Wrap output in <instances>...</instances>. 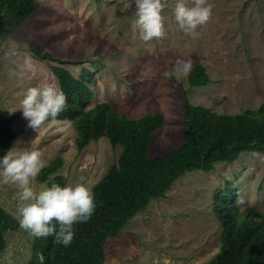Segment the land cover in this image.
I'll return each mask as SVG.
<instances>
[{"label": "rangeland", "instance_id": "obj_1", "mask_svg": "<svg viewBox=\"0 0 264 264\" xmlns=\"http://www.w3.org/2000/svg\"><path fill=\"white\" fill-rule=\"evenodd\" d=\"M35 3L34 13L0 49V117H16V138L0 161V205L16 226L5 233L0 264H29L42 235L35 213L76 208L122 153L106 137L79 149L69 120L30 126L61 95L52 64L76 77L92 72L95 95L88 108L108 102L130 117L162 112L165 124L153 133L149 149L153 158L185 142V99L218 113L264 104V0ZM30 46L63 62L37 58ZM198 64L211 83L191 87L188 75ZM58 160V171L40 182L39 171ZM57 175L65 186L55 194L51 180ZM228 183L234 208L264 213V150L244 151L232 163L179 178L107 240L104 264H206L221 247L216 192Z\"/></svg>", "mask_w": 264, "mask_h": 264}, {"label": "trees", "instance_id": "obj_2", "mask_svg": "<svg viewBox=\"0 0 264 264\" xmlns=\"http://www.w3.org/2000/svg\"><path fill=\"white\" fill-rule=\"evenodd\" d=\"M35 7V0H0V49ZM30 51L37 58L63 62L40 46H30ZM52 71L61 95L30 126L69 120L77 130L79 149L106 137L113 146L120 145L122 153L76 208L63 205L35 213L33 220L41 227L42 235L29 264H104L107 240L144 212L151 199L164 197L179 178L195 170L209 172L219 162L232 163L244 151L264 150V104L255 110L218 113L185 99V142L153 158L149 149L153 133L165 124L162 112L130 117L108 102H97L88 108L95 95L92 72L86 69L81 77H76L60 64H52ZM188 80L191 87L211 83L200 64L193 66ZM15 118L0 117V161L6 158L16 138L12 127ZM61 164L62 160H58L42 168L38 180L48 181ZM51 185L57 194L64 188L65 178L57 175ZM233 194L232 183L216 192L215 209L223 224L222 243L206 264H264V213L255 207L240 212L233 207ZM15 224L12 215L0 205V253L6 245V231L15 228Z\"/></svg>", "mask_w": 264, "mask_h": 264}]
</instances>
